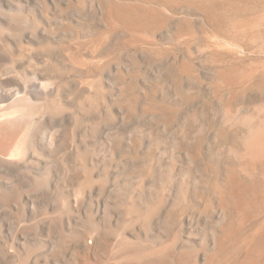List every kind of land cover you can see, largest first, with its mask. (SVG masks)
Instances as JSON below:
<instances>
[{
	"label": "rangeland",
	"instance_id": "rangeland-1",
	"mask_svg": "<svg viewBox=\"0 0 264 264\" xmlns=\"http://www.w3.org/2000/svg\"><path fill=\"white\" fill-rule=\"evenodd\" d=\"M0 4V80L21 93L26 88L35 117L37 110L58 105L56 120L33 134V157L25 168L36 179L48 175L45 194L32 192L22 177L0 173L3 240L19 245L23 236L38 234L45 219L65 213L83 221V227L68 226L66 235L88 226L103 235L122 231L136 247L173 244L174 257H196L187 264H208L202 258L218 246L228 252L217 264L240 260L264 227V162L242 157L251 126L263 123L264 0ZM123 8L144 12L131 15ZM111 9L133 26L108 21L105 12ZM250 16L260 23L232 28L233 21ZM181 18L185 26L174 27ZM36 78H50L53 95L34 92ZM54 135L59 142L50 147ZM194 163L200 164L198 178ZM175 182L190 183L192 205L176 193ZM82 186L79 205L76 191ZM169 198L175 200V223L168 231L154 228L152 218ZM221 213L224 221L214 224L213 216ZM23 225L27 232L19 230ZM209 234L217 243L213 253L204 239ZM255 264H264V254Z\"/></svg>",
	"mask_w": 264,
	"mask_h": 264
},
{
	"label": "bare ground",
	"instance_id": "bare-ground-1",
	"mask_svg": "<svg viewBox=\"0 0 264 264\" xmlns=\"http://www.w3.org/2000/svg\"><path fill=\"white\" fill-rule=\"evenodd\" d=\"M84 1L85 0H83V6H84ZM2 10H0V16H4V13L2 12ZM115 11L113 9L109 10L108 11L109 13H107L108 15L105 12V15L107 16L108 21L114 23L115 26L116 25L117 26L127 25L131 27L133 26L131 22L124 21L125 19L124 20L122 19L123 16L120 17L121 15L119 16L118 15L119 13L116 11L118 13L117 14ZM133 14L134 12L131 13V15ZM256 18H257L256 16L255 18L250 16L248 19L243 18L246 20H235L232 23V28L236 29L235 31H238L240 29L242 30L243 28L244 29L247 28L249 24L250 25L254 23L258 24L259 19H256ZM223 19L224 18H222V20ZM110 22L108 23L110 24ZM137 31H147V30L138 29ZM98 44L99 43L95 42L91 45L93 46V48H97ZM259 67H262V66H259ZM231 78L235 79V77H231ZM35 80H34L35 81L34 83H36V87L34 88V92H37L40 94H46V95L47 94L53 95L52 93L55 88L53 87V82L51 81L50 78H46L45 82L43 83H41V81L43 80L41 78H36ZM24 91H25L24 93H21L19 90L15 88L14 89L7 88L4 86V83L2 82V80H0V173H3L5 175L6 174L15 175L17 177L24 178L27 181V183L30 185L32 192H35L38 195L42 196L45 194L46 186L49 184L48 175H45V176L43 175L44 177H42L41 179H38V177L36 179L34 176H32L33 174L31 173L29 174L28 172H26L25 168L29 166L28 165L29 158L33 157L34 144L31 142V138L33 134L36 132V130H39L38 128H40L41 126L56 120L55 119L56 115L55 113H52V112L53 111L56 112L58 110V105L56 107V105L54 104L48 109L45 108V109L37 110L38 116L35 117L33 116L35 112L33 113L32 109H30L28 106L32 104L31 96H28L26 92L27 90L25 87H24ZM93 115H96V114H93ZM262 118H263V123L259 125L253 122L256 124V126H254L255 124L254 125L252 124L253 127L251 126V128L253 130L250 129L251 133L249 134V136L247 135V139L246 137L244 139V142L246 141V144H245L246 151H245V154H242L244 155L242 157H244V159L246 158L247 159V160L245 159L246 162L249 161V163L251 162V164L256 163V162H264V115H262ZM58 142H59V136L54 135L53 137L49 139L48 146L56 147L58 145ZM80 171L83 173V168L80 169ZM66 172L65 174H67ZM189 175H191V173ZM6 186H9V185H6ZM173 186H175L174 190L176 188L180 189L178 192L176 191V193L183 194L182 201L185 204H191V205L193 204L188 194V192L190 193V189H191V185L189 182L180 183L179 185L176 184L175 182ZM83 189L84 188L82 186V187H79L76 191L77 202L79 203V205L82 204ZM169 190L172 191L173 189L170 187ZM57 203H60V202H57ZM174 206H175V200L169 198L166 201V203L162 207H160L161 208L160 211L157 213V215H155L154 218H152V221H151L154 228L159 226L163 230L168 231L169 228L174 225L175 223L174 221L175 215H173L174 209H175ZM60 209L58 211H60ZM62 211H63V208H62ZM26 216L28 215L26 214ZM133 216L137 217V215H133ZM145 216H146V219L147 217H149V215H146V214ZM50 217L52 218H48L43 221V223L41 224L43 229H41L38 234H27L21 238L23 241V243L21 242L23 246H19L21 243H19V245L15 243H10V241L8 243L7 241H4L3 240L4 238L0 236V264H105V262H108V261L110 262L117 261L113 264H187L189 263L188 262L189 260L192 261L193 259L196 258L195 256H193V254H192L193 259L191 257L190 259L189 258L186 259L185 256H184L185 259L181 257H176V256L174 257V255H172L170 251L171 248L175 246L173 244H171L170 246L161 245L158 248L151 247L152 249L151 248L147 249L144 246L136 247V243L138 242H135V245L127 243L123 238L122 231L120 233L117 232L118 234L103 235L98 230V228L96 229V228L87 226L85 230L83 229L84 231L80 232L79 234L73 233L71 235H66L64 234V230L68 226H71L72 223L77 222V224L82 225L83 227V221L81 220V218L75 219L69 215H66L65 213H60L57 215L55 214L54 217L53 215ZM208 217L210 216H208L207 214L203 215V219L206 221L208 220ZM25 222L27 221L25 220ZM140 225L141 224H139V226ZM26 226L27 225H23V227L21 229L19 228V230L22 232H27L25 230ZM142 226L144 227L145 224H143ZM144 231L148 232L147 228H144ZM40 233L41 235L45 236L46 240L39 239ZM0 234H1V231H0ZM147 234L148 233H146L145 235ZM31 246H36L37 247L36 249L40 248V251L39 252L31 251L29 249V247ZM175 252H176V249H175ZM227 252H228L227 248H225L224 246H218L217 251H215L209 257L208 264H217L218 262L217 260L219 258L218 256H221ZM263 254H264V227L260 230V232L255 237H253V239L248 244L247 251L244 252L243 255L240 257V260H238L234 264H255L263 256ZM169 258H172V259L170 260Z\"/></svg>",
	"mask_w": 264,
	"mask_h": 264
},
{
	"label": "water",
	"instance_id": "water-1",
	"mask_svg": "<svg viewBox=\"0 0 264 264\" xmlns=\"http://www.w3.org/2000/svg\"><path fill=\"white\" fill-rule=\"evenodd\" d=\"M201 1V3H203L205 0H200ZM124 12H128V13H132V12H137V13H140V12H144L142 9H122ZM121 10V11H122ZM137 10V11H136ZM102 11V9H100V12ZM184 11V14H186V15H190V11H188L187 9H184L183 10ZM185 22H186V20L184 19V18H181L180 20H178L177 22H175L173 25H174V27L176 26V25H178V26H185ZM203 21H202V19L201 20H199L198 22H196V24H201ZM161 66V65H160ZM158 75H160V77H163L164 75H165V71L163 70L162 72H161V70L159 71L158 70ZM170 92V91H169ZM199 167H200V164L199 163H194V164H192V167H191V170H192V172H194V174L196 175V177L198 178V177H200L201 175H200V172H199ZM200 175V176H199ZM196 189H198L197 188V186H196ZM214 219H216V221H214ZM224 219H225V214L224 213H221L220 214V216L219 217H214L213 216V222H214V224L216 223H220V222H223L224 221ZM204 239H206V240H208L207 242H208V247H209V249H208V251L209 252H214V250H215V248H216V246H217V243H216V239H215V236H214V234H209V235H207V236H205L204 237ZM209 256L210 255H204V258H202V260H208V258H209Z\"/></svg>",
	"mask_w": 264,
	"mask_h": 264
}]
</instances>
